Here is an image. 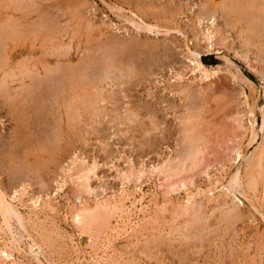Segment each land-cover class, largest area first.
Listing matches in <instances>:
<instances>
[{
	"label": "rangeland",
	"instance_id": "374dc122",
	"mask_svg": "<svg viewBox=\"0 0 264 264\" xmlns=\"http://www.w3.org/2000/svg\"><path fill=\"white\" fill-rule=\"evenodd\" d=\"M250 1L260 17L253 22L259 28L256 30H251L246 22L249 17L245 12L249 11ZM199 16L203 19L201 24ZM262 17L264 0H0V84H5V93H0V189L11 194L25 180L30 185L27 188L30 193L53 194L57 182L66 179L63 170L73 155L80 153L90 163H98L95 177L90 179L93 194L80 193V189L67 180L69 184H66L62 194L59 193L61 197L58 195L53 202L55 215L47 211L46 215L38 216L37 227L43 230L38 228L37 231L33 224L32 229L30 225H26L25 229L13 223L25 239H22V247L24 243L31 244L35 237L36 240L46 241V258L53 264H71V261L72 264H79L78 258L83 262L90 260L88 237L91 232L87 234L77 230L70 218L71 208L79 205L80 201L76 200L79 197L86 205L92 206L95 196H100V199L118 197L128 190L132 200L144 195V205L151 207V216H155L154 221L157 222L148 224L150 227L146 225L144 236H133L136 239L119 237L122 240L114 242L112 261L109 259L112 263L109 261V264H264V166L260 168L262 174L255 168L252 172L256 181L259 180L255 192L245 188L247 184H244L250 180L247 178H251L245 160L264 139V134L260 132L264 116ZM129 21L133 25L135 22L141 25L136 27ZM141 21L144 25L159 28L147 31ZM207 29L214 32L211 45L203 40ZM108 44L112 45L109 52L112 59L130 58L135 66L145 70L147 76L143 74V78L138 80L133 76V79L123 77L125 83L121 87L125 88L124 92L112 87L113 94L108 104H99V107L106 108L103 111L108 116L101 123H92L93 127L87 124L90 122L87 110L81 109L82 115H85L80 123L62 117L58 105L51 108L47 101L54 95L57 84L66 80V76L60 74L61 64L74 70L83 66L85 72L83 68L82 71L90 75L89 80L93 77L96 81V77L99 79L104 75ZM188 49L198 54V59L206 68L218 67L220 73L213 80L200 81L191 72L194 59ZM87 61L89 64L84 67ZM46 67L53 70L51 73L48 70L51 82L47 80L38 88L37 82L33 81H38V76L39 79L44 77ZM148 73L154 76H148ZM178 75L182 80L177 78ZM106 89L110 94L112 89L107 86ZM43 105L47 108H38ZM126 108H133L140 115L134 123L125 121L122 126L119 122L125 117ZM251 108L257 121L255 141H251V131L246 123ZM52 116H56L58 122L63 120L58 141L50 130L54 126L51 125L54 124ZM235 120L242 121L243 128L238 127ZM126 130L128 133H125ZM191 135H199L201 154L191 167L194 169H186L178 178L192 176L193 182L205 189L207 182L200 174L208 166L210 172L219 170L220 174V167L223 166L224 174L222 172L220 179L223 186L228 184L226 176L235 173L236 168L241 171L246 169L243 172L248 181L243 178L242 186L239 183L240 187L229 189L230 197L222 198L225 202L218 197L219 204L228 203V206L219 208L214 201L215 204L210 202V205H205L201 216L199 213L195 216L189 213L188 216L181 214L178 205L184 193L164 194L165 189L161 192L163 189L159 190L158 181L149 173L146 172L141 182L134 181V178L128 184L123 181V174L131 168L139 170L142 166L148 171L149 167L160 166L166 160L172 159V165L182 162L188 155ZM237 149L243 159L232 161L236 157L233 152ZM257 174L260 179H257ZM137 183H140L139 187ZM156 199L159 201L155 202ZM152 202L154 205L157 203V209ZM18 208L24 215L27 213L25 208ZM162 208H166L164 213H159L158 209ZM223 211H229L231 217L225 219ZM53 231L57 237L52 234ZM178 231L184 235L179 236ZM185 235L190 236L187 241ZM129 238H132L131 241ZM25 252L24 248L15 256L22 260V264H36L29 260Z\"/></svg>",
	"mask_w": 264,
	"mask_h": 264
},
{
	"label": "bare ground",
	"instance_id": "6f19581e",
	"mask_svg": "<svg viewBox=\"0 0 264 264\" xmlns=\"http://www.w3.org/2000/svg\"><path fill=\"white\" fill-rule=\"evenodd\" d=\"M211 2V1H210ZM251 2V1H250ZM236 3V2H235ZM252 3V2H251ZM259 3V1H258ZM231 4V3H230ZM260 5V4H259ZM262 5V4H261ZM257 6V5H256ZM261 7V6H260ZM249 11H246L245 13L248 15V20L246 22H248L247 24H249L251 30H256L259 29L257 28V24L253 23L254 21L256 22V20H260V17L257 12L256 7L252 4H249L248 6ZM134 9V8H133ZM138 10V9H137ZM238 11V10H237ZM145 12V11H144ZM261 12V11H260ZM216 12H214L215 14ZM236 13V12H235ZM263 13V12H261ZM201 14V13H200ZM243 14V13H242ZM202 15V14H201ZM205 15V14H204ZM202 15V16H204ZM211 15V14H210ZM207 16V15H206ZM124 17V16H123ZM9 18V17H8ZM137 18V17H136ZM208 18V16L206 17ZM264 19V17H262ZM198 21L199 24H201V22L203 21V19H201V17H198ZM244 19V18H243ZM140 21V20H139ZM235 21V20H234ZM263 21V20H262ZM130 22V21H129ZM214 22V21H213ZM242 22V21H241ZM261 22V21H260ZM133 25V22H130ZM140 23V22H139ZM141 23L143 24L144 22L141 21ZM236 23V22H235ZM245 23V22H243ZM136 24V22H135ZM133 26H140L138 24ZM208 24V23H207ZM131 25V26H132ZM264 25V24H263ZM262 25V26H263ZM145 26V27H144ZM203 26V25H202ZM260 26V25H259ZM261 26V27H262ZM142 27L147 28V31H152L153 28L158 27L159 26H148V25H142ZM15 28V27H14ZM248 29V28H247ZM262 30V29H260ZM154 31V30H153ZM205 31V30H204ZM1 32V29H0ZM180 32V30H179ZM254 32V31H253ZM258 32V31H257ZM6 33V32H5ZM217 33V32H216ZM203 34V33H202ZM1 35V34H0ZM9 35V34H8ZM206 42H208V45H211L212 39L214 37V32L210 31L209 29H207V31L203 34ZM4 36V35H3ZM7 36V35H6ZM14 37V36H13ZM12 37V38H13ZM258 37V36H257ZM9 39V38H8ZM241 39V38H240ZM249 39V38H248ZM247 39V40H248ZM259 39V38H258ZM112 41V40H111ZM243 41V40H242ZM250 41V40H249ZM247 42V41H246ZM119 44V43H118ZM117 44V45H118ZM264 44V43H263ZM107 45V44H106ZM242 45V44H241ZM259 45V44H258ZM126 46V45H125ZM98 47V46H97ZM104 47V46H103ZM106 47V46H105ZM112 45L108 44V46L106 47V56H105V60H104V75L97 79L96 77V81H93V77L92 79L89 77L90 75H87L86 73H83V71L85 72L83 66V71L82 68L79 70H74L73 67H68L65 66L63 67V64H61V72L60 70L58 72H60V74L62 75V77L66 76V80L65 82H60L57 84L55 91L53 92V96L50 98L49 101V106L51 105L53 108H56L55 106L58 107V112L60 114H62V117L65 116L66 119L68 120H75L77 121V123L82 122V116H84L85 112H83L84 115H82V111L87 110L88 114H89V119L90 122L87 123L90 126H92L91 124H97V123H101V121L103 120V118L105 116H108V114H105V112L103 111V109L105 107H99L101 104L100 103H105L108 104V100L110 99L111 95L113 94V89L112 87H117L118 89H120V92H124V89H122L121 86H123L125 83V81H122V79H124L123 77H130L131 79L132 76L134 77V79L138 80L140 78H143V74L147 76V74H145V70L143 71V69L137 67L134 65L133 62L127 59H123L120 58L119 60H114L112 59V54H109L110 50L112 48ZM249 47H252L251 45ZM6 51V50H5ZM64 51V50H63ZM71 51V50H70ZM100 51V50H99ZM157 51V50H156ZM262 51V50H261ZM117 52V51H116ZM188 52L191 56H193V61H192V66L193 68H191V72L194 76L199 77L200 81H209L210 79L216 77L219 73H220V69L218 67L213 68V69H208L204 66L203 62L200 61L198 59V54L195 52H192L191 50L188 49ZM187 52V53H188ZM3 53V51H2ZM158 53V52H157ZM164 53V52H162ZM130 55V54H129ZM103 56V55H102ZM67 56H64V58H66ZM117 57V56H116ZM248 57V56H247ZM63 59V58H62ZM167 59V58H166ZM79 60V59H78ZM89 60V59H88ZM7 62V61H6ZM82 62V61H81ZM68 64V63H67ZM86 67L89 64V61L84 62ZM2 65V64H1ZM3 66V65H2ZM162 66V65H161ZM58 67V66H57ZM34 68V67H33ZM56 68V67H55ZM89 68V67H87ZM143 68V67H142ZM59 69V67L57 68ZM57 69L55 71H57ZM117 69V70H116ZM1 70V69H0ZM50 72H49V71ZM114 70H116V72L114 73ZM154 70V69H153ZM27 71V70H26ZM19 72V71H18ZM32 72V71H31ZM37 72V71H36ZM48 72L51 73L53 72V70H51L50 68L47 69L44 68L43 71V75L44 77L39 79L38 81H33L34 83L37 82L38 84V88L41 87V84L47 82V80H49V82H51V78L49 79V75ZM118 72V73H117ZM27 73V72H26ZM25 73V74H26ZM35 73V72H34ZM63 73V74H62ZM28 74V73H27ZM38 74V73H37ZM149 74V73H148ZM12 75V74H11ZM30 75V73H29ZM36 75V74H35ZM152 76L153 74H149L148 76ZM7 76L8 73H7ZM28 76V75H27ZM26 76V77H27ZM57 76V75H54ZM154 76V75H153ZM6 77V75H5ZM29 77V76H28ZM182 77V76H181ZM30 78L32 79L33 77ZM179 80H182L179 75L177 77ZM2 79V78H1ZM34 79V78H33ZM32 79V80H33ZM61 79V78H60ZM95 79V78H94ZM3 80V79H2ZM27 80V79H26ZM57 80V79H56ZM89 80V81H88ZM127 80V79H126ZM213 80V79H212ZM1 81V80H0ZM4 81V80H3ZM31 81V80H30ZM59 81V80H58ZM144 81V80H143ZM32 82V85H33ZM136 82V81H135ZM132 83V82H131ZM137 83V82H136ZM141 82H138V84H140ZM210 83V82H209ZM42 84V85H43ZM149 84V83H148ZM35 85V84H34ZM4 86L5 84L1 83L0 84V93L4 92ZM106 86L109 87V89L111 88L112 91H110L111 93L108 94V90L106 89ZM126 86V85H125ZM124 87V86H123ZM131 87V86H130ZM135 87V86H134ZM186 87V86H185ZM29 88V87H28ZM37 88V89H38ZM128 88V87H126ZM7 91V90H6ZM13 92V91H12ZM5 93V92H4ZM41 93V92H40ZM32 94V93H31ZM119 94V93H118ZM122 94V93H121ZM7 95V94H6ZM21 95V94H20ZM126 95V94H125ZM51 96V94H50ZM33 97V95H32ZM126 98V96L124 97ZM35 99V98H34ZM48 99V98H47ZM111 100V99H110ZM252 100V99H251ZM10 101V100H9ZM46 101V100H45ZM244 101V100H243ZM8 102V101H7ZM12 103V101H11ZM245 103V102H244ZM43 104V103H42ZM45 104V102H44ZM57 104V105H55ZM100 104V105H99ZM24 105V104H23ZM28 105V104H27ZM251 105V104H250ZM4 106V105H3ZM25 106V105H24ZM47 108V105H45ZM45 106H38V108H45ZM7 107V106H6ZM61 107V108H60ZM135 108V107H134ZM247 108V106H246ZM254 108V107H253ZM253 108H251L249 110V112L247 113V116L249 118L248 122V126H249V130L250 135H252V140L251 141H255L257 138V121L254 115V111L252 110ZM17 109V108H16ZM36 109V108H35ZM64 109V113L62 112ZM82 109V111H81ZM106 109V108H105ZM34 110V109H33ZM37 110V109H36ZM42 110V109H40ZM49 111V109H47ZM52 110V109H51ZM53 111V110H52ZM81 111V112H80ZM187 111V110H186ZM39 112V111H38ZM125 117L123 118L122 121L119 122V124H121L123 126V124H125V121L127 122H133L137 121L139 118V113L138 111H135V109H130V108H126L125 109ZM245 112V111H244ZM116 113V112H115ZM42 114V113H41ZM44 114V113H43ZM51 114V113H49ZM51 115H54L53 113ZM56 115V114H55ZM87 115V114H86ZM61 116V115H59ZM142 116V115H141ZM246 116V117H247ZM115 117V116H114ZM183 117V116H182ZM185 117V115H184ZM188 117V116H187ZM98 118V120H96ZM119 118V117H118ZM180 118V117H179ZM234 118V117H233ZM137 119V120H136ZM52 120L54 124V126H51V131L53 134V138L55 140L58 141V136H59V132H61L62 128L60 129V123L56 120V116H52ZM59 120V119H58ZM114 120V119H113ZM112 120V121H113ZM233 120V119H232ZM238 120V119H237ZM236 125L238 123V127L243 128L242 124L240 121H237ZM60 121V120H59ZM74 121V122H75ZM111 121V122H112ZM68 122V121H67ZM116 122V121H115ZM234 122V121H233ZM234 122V124H235ZM52 123V122H51ZM63 123V122H62ZM61 123V124H62ZM69 123V122H68ZM153 123V122H152ZM46 125V123H44ZM85 124V123H84ZM154 124V123H153ZM44 125V126H45ZM48 125V124H47ZM88 125V126H89ZM244 125V123H243ZM21 126V125H20ZM134 126V124H133ZM148 126V125H147ZM154 126V125H153ZM247 126V127H248ZM22 127V126H21ZM49 127V126H48ZM55 129H54V128ZM93 127V126H92ZM200 127V126H199ZM58 128V130H56ZM90 128V127H89ZM155 128V127H153ZM54 129V130H53ZM69 129V127L67 128V130ZM93 129V128H92ZM248 129V128H247ZM18 130V129H17ZM49 130V129H48ZM96 128H94L93 131H95ZM150 130V129H149ZM191 130V128H190ZM189 130V131H190ZM248 130V131H249ZM73 131V130H72ZM99 131V130H98ZM96 131V133L98 132ZM147 131V130H146ZM186 131V129H185ZM82 132V131H81ZM128 133V131L126 130L125 133ZM260 132L264 134V116L261 122V126H260ZM62 133V132H61ZM90 133V132H89ZM124 133V134H125ZM147 133V132H146ZM49 133H47L46 135H48ZM143 134V133H142ZM183 134V132H182ZM196 134V133H195ZM17 135V134H16ZM85 135V134H84ZM45 136V135H44ZM49 136V135H48ZM198 136L199 135H191L190 139L191 141H189L190 143V147L188 150V155L185 153V155H187L186 159L184 158V160L176 165H172V159L170 160H166L163 163H161V165L159 166H151L149 167L148 171H146L145 169H143L144 167L141 166V168L139 170H133L132 168L130 169V171L126 172L123 174V181H125L127 184L131 183V179L134 178V181L136 182H141V180H143L145 177L144 175L149 173L150 175H152L153 177L156 178V180L158 181V188L163 189V191L161 192H165L164 194H180L181 192L184 193V197H182V201L181 204L179 205V208L181 210V214H200V216L202 215L201 210L205 207L206 204L208 203H214V201L216 202V205L219 204L218 201V197L222 198H229L228 197V192L230 191L229 189H232L233 187L235 188V186L240 187V185L242 186V180L246 179V177L244 176V172L246 171V169H242L243 171H241L240 168H236L235 169V173L231 174L229 177L226 176V178H228V184L226 186H223V184H221L220 179H221V174L223 172V166L220 167L221 169V174L220 171L217 170L216 172H210L209 166L205 168V170L203 169L202 174L203 175L205 181L207 183V187L205 189H202L200 186H197L196 183L193 182V178L189 177H185L181 176V178H178V176H180V174L182 172H185L186 169L188 170H193L191 167L193 166V164H195L196 161H198V156L199 154H201V150H200V145L198 142ZM263 136V135H262ZM82 138V137H81ZM20 139V138H18ZM68 139V138H67ZM250 140V138H249ZM263 142H261V144L256 145L257 147H255V150L251 152V154L247 157V159L245 160V164H246V168L249 169V172L247 170L248 175H250L249 177L251 178H247L246 181L247 183L244 182V184L247 186L245 188L248 189H255L256 187V176H252L255 175L253 172L254 168L255 171L257 169H259V171L261 170L260 168H263L264 166V139H262ZM54 141V140H53ZM56 141V142H57ZM40 142V141H39ZM55 142V141H54ZM203 142V141H202ZM235 143V142H234ZM251 143V142H250ZM249 143V144H250ZM254 143V142H253ZM53 144V143H51ZM50 144V145H51ZM143 144V143H142ZM52 146V145H51ZM247 146V145H246ZM18 147V146H17ZM202 147V146H201ZM46 148V147H45ZM48 148V147H47ZM254 149V148H253ZM21 150V149H20ZM43 150V149H42ZM23 151V150H22ZM24 152V151H23ZM44 152V151H43ZM46 152V151H45ZM233 152V151H232ZM12 153V152H11ZM53 153V152H52ZM73 153V152H72ZM71 153V154H72ZM79 153V152H78ZM203 153V152H202ZM235 154V159H233L232 161H237L236 159H238L239 161L243 159V157L241 156L240 152L238 151V149L234 152ZM231 154V153H230ZM26 155V154H25ZM24 155V156H25ZM13 157V156H12ZM23 157V156H22ZM73 158L71 159L70 163L67 164V168H65L63 170L64 175L66 177L65 178H61L62 180L57 182V187L56 190H54L53 194H40V192L38 194L36 193H30V190H28L27 188H30V185L28 182H21L20 185L18 186V189L15 191H11V194H8L7 192L3 191L2 189H0V264H22L21 261L15 256V253L19 254L21 251H24V248L26 249V255H28V257L30 258L29 260H32L34 263L36 264H53V262H50L47 258H46V244L43 239L42 240H36L35 237H33L34 239L31 241V244H26L24 243V247H22V242L24 239L21 236V233L18 229L19 228H27L26 225H30L33 224L36 225L39 222V214L42 215H46L45 212L49 211L48 213H52L55 215L56 210L54 211V207H53V202L55 201V199L57 198V196L59 195V193H61L64 190V187L66 186V184H69L67 182V180L69 182H71L72 184H74V186H76V188L80 189V193L83 194H87V195H91L93 194L92 189L90 188V179H92L91 177L94 176L95 177V173H96V169L98 168V163L95 161H91V163L89 161L86 160V157L83 156V154H75L72 156ZM5 158V157H4ZM24 158V157H23ZM50 160V159H49ZM200 160V159H199ZM189 163V164H188ZM197 163V162H196ZM244 164V165H245ZM22 165V164H21ZM153 165V164H152ZM198 166V165H196ZM199 167V166H198ZM138 168V167H137ZM196 168V167H195ZM28 169V168H27ZM217 169V168H216ZM214 169V171L216 170ZM187 171V170H186ZM254 171V172H255ZM28 172V171H27ZM194 172V171H193ZM225 172H227V170H225ZM187 173V172H186ZM189 173V172H188ZM258 173V172H257ZM261 173V171H260ZM259 173V174H260ZM31 174V173H30ZM39 174V173H38ZM224 174V172H223ZM226 174V173H225ZM246 174V173H245ZM262 174V173H261ZM260 174V175H261ZM185 175V174H184ZM246 175V176H248ZM258 175V174H257ZM260 175H258L260 179ZM187 176V175H186ZM263 176V175H262ZM27 178V176H25ZM63 177V176H62ZM144 177V178H143ZM177 178L175 181L173 178ZM185 177V178H184ZM39 178V176H38ZM244 178V179H243ZM171 179L173 181H171ZM263 179V178H262ZM135 182V183H136ZM28 183V184H27ZM43 183V182H42ZM223 183V182H222ZM239 183H241L239 185ZM125 184V183H124ZM138 184V183H137ZM140 184V183H139ZM139 184L137 185L139 187ZM155 184V186L157 185ZM29 185V186H28ZM125 186V185H124ZM128 186V185H127ZM136 187V185H135ZM157 187V186H156ZM204 187V186H202ZM260 188V187H259ZM257 188V189H259ZM16 189V188H15ZM77 189V190H78ZM128 189V187H127ZM135 189V188H134ZM165 189V191H164ZM247 189V190H248ZM262 189V188H261ZM131 190V189H130ZM138 190V189H137ZM134 190V191H137ZM242 192L243 190L240 189ZM256 190V189H255ZM128 191V190H127ZM127 191H123L122 193H120L121 195H118V197H112V198H104V199H100L98 196H93L94 197V204L92 206H88L86 205L85 202H82L79 197L80 203L77 206H74L70 209H68V211L70 210L69 214H70V218L72 223L75 225V227L77 228V230L79 229V231L81 233H90V236L88 238L90 241V246L89 248H91V253L89 255V259H86L87 261L83 262L79 260V264H109V261L112 259V252H113V246H114V242L117 239H121L119 237H125L126 239L128 237H132L136 235L137 236H144L143 232L145 233V228L146 225L148 224H153L157 221L155 220V216H151V207H149V205H144V195H141V197L136 200V199H131V195L127 192ZM252 191V190H251ZM139 192V190H138ZM160 192V191H159ZM237 192V191H236ZM255 192V191H254ZM119 193V192H118ZM62 194V193H61ZM132 194V192H131ZM140 194V192H139ZM144 194V193H143ZM157 194V193H156ZM78 195V194H77ZM137 195V192H136ZM154 195V194H153ZM166 195V196H167ZM238 195V194H237ZM263 195V194H262ZM60 196V195H59ZM146 196V195H145ZM151 196V195H150ZM149 196V197H150ZM239 196V195H238ZM256 196V195H255ZM61 197V196H60ZM58 197V198H60ZM136 197V196H135ZM232 197V196H231ZM259 197V196H258ZM78 198V197H76ZM235 198V197H234ZM151 199V198H150ZM154 199V197H153ZM152 199V201H154ZM220 199V200H221ZM231 199V198H230ZM87 200V199H85ZM224 201V199H222ZM234 200V199H233ZM261 200V199H260ZM84 201V200H83ZM149 201V199H148ZM159 201V199H156L155 202ZM150 202V201H149ZM162 202V201H161ZM221 202V201H220ZM225 202V201H224ZM223 202V203H224ZM227 202V201H226ZM234 202V201H233ZM253 202V201H252ZM88 203V201H87ZM128 203V204H127ZM180 203V202H179ZM92 204V202H91ZM153 204V202H152ZM157 204V203H156ZM156 209H157V205ZM228 204V203H227ZM226 203L224 204H219V208H224L226 206H228ZM159 205V204H158ZM162 205V203H161ZM165 205V204H163ZM162 205V206H163ZM210 205V204H208ZM215 205V206H216ZM238 205V204H237ZM18 206H21L23 208L26 209V214L24 215L23 213H21L20 209L18 208ZM151 206V205H150ZM239 206V205H238ZM259 206V205H258ZM161 206H159L160 208ZM166 207V206H165ZM176 207V206H175ZM155 208V207H154ZM178 210V207H176ZM219 208L217 210H219ZM261 208V207H260ZM22 209V208H21ZM164 209L166 208H162V210L158 209L159 213H164ZM214 209V208H213ZM229 209V208H228ZM239 209V208H238ZM153 210V209H152ZM155 210V209H154ZM216 210V209H215ZM227 210V209H226ZM179 211V210H178ZM23 212V211H22ZM157 211H154V213ZM157 212V213H158ZM222 212V211H221ZM25 213V212H24ZM167 213V212H166ZM204 213V212H203ZM223 213H225V219L227 216H230L229 211H223ZM156 214V213H155ZM190 214V216H191ZM198 214V215H199ZM235 214V213H234ZM41 215V216H42ZM197 215V217H198ZM48 216V215H47ZM141 216V217H138ZM199 216V217H200ZM231 217V216H230ZM46 218V217H45ZM49 218V216H48ZM47 218V219H48ZM54 218V217H53ZM228 219V218H227ZM45 220V219H44ZM51 220V219H50ZM42 221V220H41ZM52 221V220H51ZM195 221H197V219H195ZM227 221V220H226ZM43 222V221H42ZM50 222V221H48ZM47 222V223H48ZM54 222V220L52 221ZM52 222H50L52 224ZM56 222V221H55ZM199 221H197L198 223ZM13 223H15L18 227L13 226ZM43 224H46L43 222ZM50 224V225H51ZM54 224V223H53ZM194 224V223H193ZM199 224V223H198ZM197 224V225H198ZM72 225V224H71ZM149 226V225H148ZM147 226V227H148ZM35 227V228H36ZM150 227V226H149ZM148 227V228H149ZM30 228V227H29ZM33 228V229H35ZM38 228L41 227H37V231ZM93 228V229H92ZM174 228V227H173ZM32 229V226H31ZM43 230V228H41ZM40 229V231H41ZM95 229V230H94ZM30 230V229H29ZM45 230V229H44ZM148 230V229H147ZM150 230V229H149ZM35 230H33L34 232ZM152 231V230H151ZM154 231V230H153ZM200 231V230H199ZM23 232V231H22ZM25 232V231H24ZM36 232V231H35ZM43 232V231H42ZM45 232V231H44ZM48 232V231H47ZM93 232V233H92ZM172 232V231H171ZM180 232V231H178ZM204 232V231H203ZM26 233V232H25ZM40 233V232H39ZM52 233V232H50ZM198 233V232H197ZM196 233V234H197ZM211 233V232H209ZM217 233V232H216ZM43 234V233H42ZM52 234H55L54 231ZM146 234V233H145ZM181 234V235H180ZM33 235V234H32ZM152 235V234H151ZM184 234H182L181 232L179 233V236H183ZM209 235V234H208ZM40 236V235H38ZM44 236V234L42 235ZM41 236V237H42ZM64 236V235H62ZM68 236V235H67ZM139 236V237H140ZM148 236V235H145ZM153 236V235H152ZM151 236V238H152ZM186 236V241L187 238H189L190 236ZM184 236V238H185ZM203 236V235H202ZM207 236V235H206ZM210 236V235H209ZM31 237V236H30ZM47 237V235H46ZM57 237V235H56ZM66 236H64L65 238ZM134 237V238H135ZM149 237V236H148ZM176 237V236H175ZM28 238V237H27ZM45 238V237H44ZM51 238V237H50ZM60 238L61 235H60ZM68 238V237H67ZM66 238V239H67ZM131 238V239H132ZM133 238V239H134ZM138 238V237H137ZM46 239V238H45ZM44 239V240H45ZM66 239H63L64 241ZM130 239V238H129ZM128 239V240H129ZM131 239L129 241H131ZM136 239V238H135ZM140 239V238H138ZM142 239V237H141ZM192 239V238H191ZM199 239V237H198ZM25 240V239H24ZM70 240V239H69ZM122 240V239H121ZM124 240V238H123ZM127 240V241H128ZM153 240V239H152ZM204 240V238H203ZM71 241V240H70ZM69 241V242H70ZM135 241V240H134ZM151 241V240H150ZM171 241V240H170ZM185 241V240H184ZM25 242V241H24ZM56 242V241H55ZM133 242V241H132ZM138 243V240L136 241ZM71 243V242H70ZM73 243V242H72ZM193 243V242H192ZM58 244V243H57ZM63 244V243H62ZM68 244V243H67ZM46 245V246H45ZM75 245V244H74ZM72 246V244H71ZM77 247V245L75 246ZM74 247V248H75ZM71 249H73L71 247ZM78 253V248L75 249ZM89 250V249H88ZM75 252V251H74ZM24 253V252H23ZM73 254V253H72ZM80 254V253H79ZM82 254V251H81ZM85 254V253H84ZM83 254V255H84ZM25 255V254H24ZM78 255V254H77ZM76 255V256H77ZM23 256V255H22ZM87 257V254L85 255ZM85 257V258H86ZM83 258V256H82ZM110 259V260H109ZM84 260V258L82 259ZM60 261V260H59ZM77 261V260H76ZM112 261V260H111ZM110 261V262H111ZM78 262V261H77ZM116 262V261H115ZM128 262V261H127ZM130 262V261H129ZM59 263V262H57ZM112 263V262H111ZM217 263V262H216ZM61 264V262H60ZM72 264V261H71ZM128 264V263H127Z\"/></svg>",
	"mask_w": 264,
	"mask_h": 264
}]
</instances>
